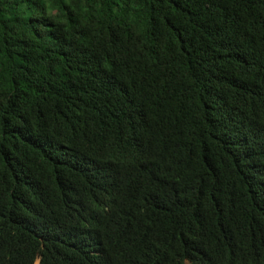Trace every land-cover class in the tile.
<instances>
[{
  "label": "trees",
  "instance_id": "1",
  "mask_svg": "<svg viewBox=\"0 0 264 264\" xmlns=\"http://www.w3.org/2000/svg\"><path fill=\"white\" fill-rule=\"evenodd\" d=\"M264 264V0H0V264Z\"/></svg>",
  "mask_w": 264,
  "mask_h": 264
},
{
  "label": "clouds",
  "instance_id": "2",
  "mask_svg": "<svg viewBox=\"0 0 264 264\" xmlns=\"http://www.w3.org/2000/svg\"><path fill=\"white\" fill-rule=\"evenodd\" d=\"M36 264V263H35Z\"/></svg>",
  "mask_w": 264,
  "mask_h": 264
},
{
  "label": "rangeland",
  "instance_id": "3",
  "mask_svg": "<svg viewBox=\"0 0 264 264\" xmlns=\"http://www.w3.org/2000/svg\"><path fill=\"white\" fill-rule=\"evenodd\" d=\"M35 264V263H34Z\"/></svg>",
  "mask_w": 264,
  "mask_h": 264
}]
</instances>
